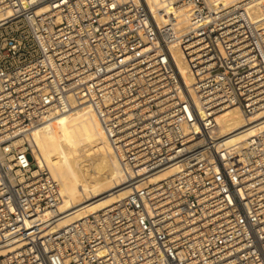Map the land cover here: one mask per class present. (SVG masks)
Listing matches in <instances>:
<instances>
[{"label": "built area", "instance_id": "2783aa9c", "mask_svg": "<svg viewBox=\"0 0 264 264\" xmlns=\"http://www.w3.org/2000/svg\"><path fill=\"white\" fill-rule=\"evenodd\" d=\"M163 2L189 7L185 29L148 0H0V246L14 247L0 264H264V130L224 149L215 119L264 108V0L261 22L247 5ZM77 102L132 172L130 192L50 229L58 185L26 132Z\"/></svg>", "mask_w": 264, "mask_h": 264}, {"label": "bare ground", "instance_id": "6f19581e", "mask_svg": "<svg viewBox=\"0 0 264 264\" xmlns=\"http://www.w3.org/2000/svg\"><path fill=\"white\" fill-rule=\"evenodd\" d=\"M151 8L161 9L155 14L161 23H176L185 29L189 23V7L165 5L163 0H148ZM256 0H208L212 10L232 5H247L253 19L260 20ZM173 56L187 86L194 81L181 50L173 49ZM221 145L241 147L257 131L264 130V108L245 117L237 107H229L215 115ZM34 161L45 167L58 185L60 203L50 229L61 228L84 219L100 210L110 208L130 192L131 171H125L106 135L101 121L88 102L74 103L70 108L53 113L34 124L26 132ZM175 169L154 175L156 181L171 175ZM47 214L39 219L46 221ZM13 246H0V255L12 251Z\"/></svg>", "mask_w": 264, "mask_h": 264}, {"label": "rangeland", "instance_id": "374dc122", "mask_svg": "<svg viewBox=\"0 0 264 264\" xmlns=\"http://www.w3.org/2000/svg\"><path fill=\"white\" fill-rule=\"evenodd\" d=\"M28 143H29V141H28ZM29 148H30V143H29ZM31 149V148H30ZM31 151V150H30Z\"/></svg>", "mask_w": 264, "mask_h": 264}]
</instances>
